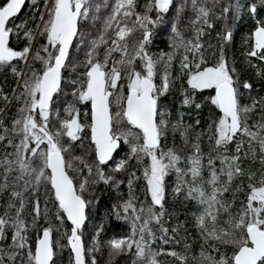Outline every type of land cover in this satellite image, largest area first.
Here are the masks:
<instances>
[{"label": "snow or ice", "instance_id": "obj_1", "mask_svg": "<svg viewBox=\"0 0 264 264\" xmlns=\"http://www.w3.org/2000/svg\"><path fill=\"white\" fill-rule=\"evenodd\" d=\"M0 72V264H264V0H0Z\"/></svg>", "mask_w": 264, "mask_h": 264}, {"label": "trees", "instance_id": "obj_2", "mask_svg": "<svg viewBox=\"0 0 264 264\" xmlns=\"http://www.w3.org/2000/svg\"><path fill=\"white\" fill-rule=\"evenodd\" d=\"M28 0H26V5H27ZM143 2V0H141ZM29 9L27 6H25L22 9V12L20 13L21 16L24 15V13L28 12ZM248 24L249 20L245 17L242 19L237 27L239 31L236 34V40H235V51L236 54L239 55L240 51H242L243 44L241 41V37L247 33L248 31ZM167 43V34L165 32H160L157 35L156 39V46L160 48H164L165 44ZM155 50V48L153 49ZM8 82L11 81V77H7ZM5 83V76L2 72H0V85H3ZM257 91H259V87L257 88ZM207 93H205L206 95ZM264 95V93H261ZM178 103V102H177ZM202 115L206 118L208 115V110L205 109ZM142 187V184H141ZM95 196H96V206L92 209L96 221L95 222H100L104 221L109 227L107 229L106 234L102 233V237L108 238L111 235L117 234V233H122L125 231L124 227H121L123 225V221H116L114 217H107L106 218V213L109 211L110 205L115 203L116 201V193L114 190L108 189L104 185H98L95 191ZM89 237L87 234L85 235V240L86 243L88 241ZM98 256V259L101 260L102 264H109L108 262V255H107V249H102L100 253H96ZM63 257H64V264H69V252L67 249L64 250L63 252ZM126 258L123 256H117L114 260L111 261V264H123L124 260Z\"/></svg>", "mask_w": 264, "mask_h": 264}]
</instances>
